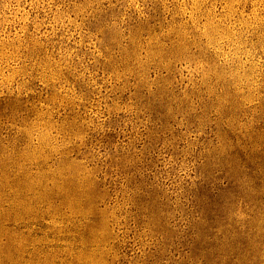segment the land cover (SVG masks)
I'll use <instances>...</instances> for the list:
<instances>
[{"label": "rangeland", "instance_id": "rangeland-1", "mask_svg": "<svg viewBox=\"0 0 264 264\" xmlns=\"http://www.w3.org/2000/svg\"><path fill=\"white\" fill-rule=\"evenodd\" d=\"M0 264H264V0H0Z\"/></svg>", "mask_w": 264, "mask_h": 264}]
</instances>
